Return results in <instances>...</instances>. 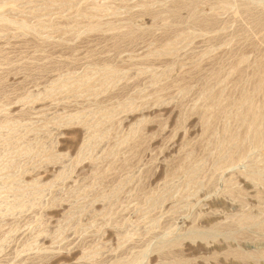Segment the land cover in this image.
<instances>
[{"label":"rangeland","instance_id":"374dc122","mask_svg":"<svg viewBox=\"0 0 264 264\" xmlns=\"http://www.w3.org/2000/svg\"><path fill=\"white\" fill-rule=\"evenodd\" d=\"M263 19L0 0V264H264Z\"/></svg>","mask_w":264,"mask_h":264},{"label":"bare ground","instance_id":"6f19581e","mask_svg":"<svg viewBox=\"0 0 264 264\" xmlns=\"http://www.w3.org/2000/svg\"><path fill=\"white\" fill-rule=\"evenodd\" d=\"M231 16H232V15H231ZM258 16H259V15H258ZM261 19H262V18H261ZM263 20H264V19H263ZM263 22H264V21H263ZM182 24H183V23H182ZM240 25H241V24H240ZM247 26H248V25H247ZM262 26H263V25H262ZM263 30H264V29H263ZM204 43H205V42H204ZM257 44H258V43H257ZM254 45H255V44H254ZM241 48H242V47H241ZM240 53H241V52H240ZM258 57H259V56H258ZM260 58H261V57H260ZM262 58H263V57H262ZM262 58H261V59H262ZM237 60H238V59H237ZM262 60H264V59H262ZM262 60H261V62H259V63L264 62V61H262ZM255 61H256V60H255ZM258 65H259V64H258ZM252 67H253V64H252ZM256 67H257V66H256ZM258 67H259V66H258ZM254 68H255V67H254ZM261 69H262V70H261ZM261 69H260L261 72L258 73V75H259V74H260V75H259V76L257 75V79H258V81H257V80L255 81V83L258 82V83H256V84H257V89H256L255 87H253V93H254L255 90H256L255 92H257V91L259 90L258 92L260 93V95L262 94L261 92H264V91H263V90H264V63L261 64ZM257 70H258V69L254 70V71H257ZM230 71H231V70H230ZM244 73H245V72H244ZM243 77H244V76H243ZM258 77H259V78H258ZM246 78H247V77H246ZM249 79H250V78H249ZM246 80H247V79H246ZM236 81H237V80H236ZM237 83H238V82H237ZM252 84H253V83H252ZM256 84H254V85L256 86ZM250 85H251V84H250ZM260 87H262L263 90H261ZM260 90H261V91H260ZM258 92H257V93H258ZM242 93H243V92H242ZM257 93H256V94H257ZM247 94H248V93H247ZM254 94H255V93H254ZM254 94H253V95L250 94V99H251V101H253V102H254V100H255V101L257 100V97H256L257 95L254 96ZM241 96H242V95H241ZM252 96L255 97L256 99L253 98V99H254V100H253V99H252ZM230 97H231V96H230ZM246 97H247V96H246ZM248 97H249V95H248ZM263 97H264V94H263ZM245 99H246V98H245ZM245 101H248V100H244V102H245ZM249 102H250V101H249ZM261 102H262V101H261ZM256 103H257V102H256ZM259 103H260V101H259ZM263 104H264V103H263ZM247 105H248V104H247ZM251 105L253 106V103H251ZM257 105H258V104H257ZM252 106H251V107H252ZM258 106H259V105H258ZM260 106L262 107V104H260ZM246 107H247V106H246ZM261 107H260V108H261ZM263 107H264V106H263ZM252 108H253V107H252ZM253 109L255 110V108H253ZM250 110H251V109H250ZM259 110H263V109H258V112H259ZM251 112H252V113H254V112L257 113V110H256V111L251 110ZM256 113H255V114H256ZM259 113H261V112H259ZM259 113H257V114L259 115ZM249 115H250V114H249ZM252 115H253V114H252ZM258 115H257V116H258ZM254 117H256V116L254 115ZM254 117H253V118H254ZM253 120H254V119H253ZM256 120H257V118H256ZM259 120L262 122V123H260V124H263V125H264V111L262 112V115L260 114V116H259ZM251 121H252V120H251ZM254 122H255V121H254ZM254 122H253V123H254ZM244 124H245V123H244ZM255 124H256V123H255ZM255 127H256V126H255ZM255 127H254V128H255ZM258 127H261V128H262L263 126H258ZM261 128H260V129H261ZM256 129H257V128H256ZM258 129H259V128H258ZM258 129H257V131H258ZM260 129H259V131H260ZM262 129H263V128H262ZM253 130H254V129H253ZM260 132H261V131H260ZM252 133H253V132H252ZM257 133H258V132H257ZM257 133H256V136H257ZM259 135H260V134H258V136H257L258 138H259ZM256 136H255V138H256ZM260 136H261V135H260ZM262 136H263V135H262ZM251 138H252V137H251ZM252 139H253V138H252ZM256 139H257V138H256ZM260 139H261V138H260ZM259 145H260V144H259ZM253 147H254V146H253ZM254 148H255V147H254ZM242 150H243V149H242ZM235 176H236V175H235ZM234 179H235V178H234ZM256 193H257V192H256Z\"/></svg>","mask_w":264,"mask_h":264}]
</instances>
